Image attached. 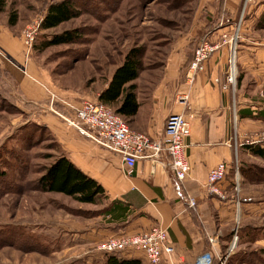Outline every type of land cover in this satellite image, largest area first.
<instances>
[{"label": "crops", "instance_id": "1", "mask_svg": "<svg viewBox=\"0 0 264 264\" xmlns=\"http://www.w3.org/2000/svg\"><path fill=\"white\" fill-rule=\"evenodd\" d=\"M222 2L223 13L213 16L216 23L225 18L235 20L240 0ZM207 23L200 19L191 33L172 46L156 81H141L140 76L135 81L139 109L128 122L134 131L152 139H161L168 115L186 116L190 125L186 151L190 171L181 184L175 181L165 157L157 161L141 159L133 169H126L118 154L96 145L68 125L66 119L72 114L65 105H77L75 97L57 92L54 93L55 100H50L40 83L46 84L48 79L42 76V81L39 79L38 82L25 72V67L26 78L15 76L0 58V90L8 95L11 91L9 101L24 114L25 123L45 128L60 153L104 191V195L92 205L93 209L84 210L88 212L85 222L37 218L39 223L34 225L31 222L35 221L34 218L25 221L28 235L37 236L41 244L54 246L47 256H53L55 264H104L111 256L121 261L150 264L140 251L126 250L105 255L96 247L107 239L143 234L156 226L166 230L167 244L173 248L170 255L163 254L159 264H192L206 253L216 263L223 257L225 248L227 250L230 233L237 222V212L239 224H246L244 218L249 216L252 205L247 202L250 199L247 194L241 198L239 193V200L246 202L240 201L237 211L233 200V177L236 175L231 177V170L243 138L251 128H255V121L259 120L264 106L258 107L261 103L243 97L240 90L232 95L230 89L223 88L228 58L226 46L210 57L205 70L196 76L191 87H187L185 71L194 51V47H190L192 35L197 31L203 32ZM230 30L231 27L222 22L204 38L217 43L220 36ZM243 33L237 50L239 75L244 80L250 78L262 85L264 34L257 33L248 24ZM17 40L9 31H0V49L16 63L20 62ZM184 93L188 94L187 107L177 103L178 95ZM219 163L228 167L222 185L227 197L225 201L206 191L207 175ZM190 200L195 201L194 207L188 205ZM57 206L61 209L60 205Z\"/></svg>", "mask_w": 264, "mask_h": 264}, {"label": "rangeland", "instance_id": "2", "mask_svg": "<svg viewBox=\"0 0 264 264\" xmlns=\"http://www.w3.org/2000/svg\"><path fill=\"white\" fill-rule=\"evenodd\" d=\"M2 1L0 31L7 30L19 40L20 62L17 63L38 82L42 81V76L48 79L49 84L40 83L49 92L71 95L78 104L83 100H95L96 94L106 85L130 49L140 48L142 52L140 80L156 81L172 46L191 33L200 19L208 22L207 28L192 35L190 47L195 48L205 40L206 33L228 20L225 18L216 23L213 17L223 13L222 0H67L76 10V16L57 28L39 29L36 41L28 51L22 42L25 28L33 22H42L49 5L66 0ZM242 2L240 0L235 20L243 14ZM263 13L264 0H254L243 14L239 35L244 34L247 24L254 29ZM12 21L14 25H11ZM256 32L264 34V29ZM65 33L77 34L75 42L46 46L53 37ZM0 58L15 76L22 74L1 55ZM241 77L239 75L235 89L231 90L232 95L240 90V95L261 103L258 107L264 106V84ZM10 92L8 95L0 90V231L28 234L25 223L28 218L35 219L31 221L34 225L39 223L37 218L85 222L88 212L84 210L93 209L92 205L79 204L63 195L39 189L38 180L44 169L58 156L57 144L46 129L25 123L27 119L21 110L11 108ZM261 111L255 128H251L243 138L231 170V177L237 172L238 194L241 198L247 194L252 210L244 218L246 224L240 225L237 220L235 227H241V230L238 228L235 247L229 250L234 227L227 250L225 248L223 257L216 264H220L224 257H227L225 264H264V256L260 253L264 248V159L253 156L250 150L264 148V109ZM128 127L131 129L130 125ZM240 201L243 203L245 200ZM3 239L1 236L0 241ZM36 241L41 244L34 236L32 242ZM43 247L47 250L54 248L52 244H44ZM55 263L53 256L40 252H24L15 246L0 248V264Z\"/></svg>", "mask_w": 264, "mask_h": 264}, {"label": "built area", "instance_id": "3", "mask_svg": "<svg viewBox=\"0 0 264 264\" xmlns=\"http://www.w3.org/2000/svg\"><path fill=\"white\" fill-rule=\"evenodd\" d=\"M252 2L254 0H243V14H245L246 9ZM243 14L235 21L230 19L226 21L231 30L229 33L221 35L219 42L214 43L209 40H202L196 45L185 71V84L187 87H191L196 76L205 70V64L210 57L221 47L226 46L228 58L223 88L235 89L237 74L239 73L237 65V50L241 41L239 28L241 27ZM40 24L41 21L33 22L23 31L22 42L28 51L32 49L36 41ZM43 88L49 95L50 100L54 101L56 96L45 87ZM177 103L183 107H187L188 94L178 95ZM65 106L70 109L72 114L71 118L66 119L68 125L83 133L96 145L118 154L126 169H133L136 162L141 159L157 161L165 157L177 183H183L188 177L190 167L187 162L186 151L188 148L187 140L190 137V125L184 114L172 113L168 115L164 123L161 139H152L142 133L129 129L121 117L97 100H83L77 105ZM227 174V165L219 163L207 175V193L216 196L221 201L227 199L222 190V185L226 180ZM233 192H235L233 195L234 205L237 207V211H239L240 200L238 197L237 172L233 180ZM188 205L194 207L195 201H188ZM238 216L237 212V220ZM238 228L235 227L233 229L234 233L230 251L235 247ZM96 249L105 255H114L126 250L140 251L144 253L150 264H159L163 254L170 255L173 251V248L167 244L166 230L160 226H156L143 234L107 239L97 245ZM226 258L224 257L220 264H225ZM192 264H212V256L206 253Z\"/></svg>", "mask_w": 264, "mask_h": 264}, {"label": "trees", "instance_id": "4", "mask_svg": "<svg viewBox=\"0 0 264 264\" xmlns=\"http://www.w3.org/2000/svg\"><path fill=\"white\" fill-rule=\"evenodd\" d=\"M4 3L0 0V10ZM76 16V10L69 1L53 3L49 5L47 12L40 24L41 30H51L66 23ZM11 25H14L12 21ZM264 29V13L259 18L255 31ZM77 34L65 33L53 37L46 46H59L75 42ZM142 52L140 48L130 49L122 63L115 68L111 77L105 85V88L99 93L97 101L112 109L116 115L121 117L127 123L138 112L139 104L137 102L135 81L139 78L142 70ZM192 58V57H191ZM190 58V60H191ZM189 60V62H190ZM188 62V63H189ZM188 65V64H187ZM239 71V70H238ZM239 79V73L237 82ZM236 82V83H237ZM11 108H16L12 105ZM10 108V109H11ZM42 128V127H41ZM45 129V128H44ZM253 156L264 159V148L250 149ZM58 156L44 169L43 175L38 180L39 189L45 193L59 194L68 197L75 202L83 205H93L104 195V191L95 181L85 176L78 170L63 154L57 146ZM23 229V228H22ZM264 240V229L262 230ZM0 248L3 246H15L24 252L36 251L40 254H49L44 245L37 241L33 243V235L23 232L16 235L12 231H0ZM264 256V248L260 250ZM104 264H139L137 261H121L111 256L107 258ZM212 264H216L212 258Z\"/></svg>", "mask_w": 264, "mask_h": 264}, {"label": "water", "instance_id": "5", "mask_svg": "<svg viewBox=\"0 0 264 264\" xmlns=\"http://www.w3.org/2000/svg\"><path fill=\"white\" fill-rule=\"evenodd\" d=\"M0 55L1 57L4 58V60L10 64L13 65L14 68H16L19 72H21L22 74L20 76H22L24 74V68L22 66H20L18 63H16L13 59H11L9 56H7L1 49H0ZM7 69H9L10 71H12L9 66H7Z\"/></svg>", "mask_w": 264, "mask_h": 264}]
</instances>
